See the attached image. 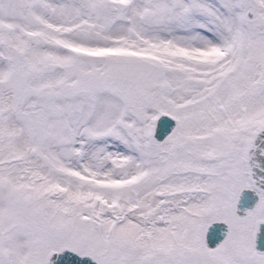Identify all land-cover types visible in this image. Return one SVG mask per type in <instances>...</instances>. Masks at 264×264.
Listing matches in <instances>:
<instances>
[{"label":"snow or ice","instance_id":"snow-or-ice-1","mask_svg":"<svg viewBox=\"0 0 264 264\" xmlns=\"http://www.w3.org/2000/svg\"><path fill=\"white\" fill-rule=\"evenodd\" d=\"M71 257L264 264V0H0V264Z\"/></svg>","mask_w":264,"mask_h":264},{"label":"water","instance_id":"water-1","mask_svg":"<svg viewBox=\"0 0 264 264\" xmlns=\"http://www.w3.org/2000/svg\"><path fill=\"white\" fill-rule=\"evenodd\" d=\"M167 121H166V119L164 120V121H162V123H161V127H162V129L163 128H165V127H167ZM69 256V254L68 253H65V258H67ZM71 259L74 261V262H76V264H81V262H79L78 260H77V258L76 257H71ZM83 264H90V262H83Z\"/></svg>","mask_w":264,"mask_h":264}]
</instances>
